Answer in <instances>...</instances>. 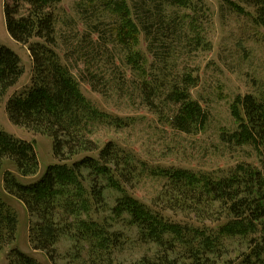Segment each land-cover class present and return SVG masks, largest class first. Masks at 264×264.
Returning <instances> with one entry per match:
<instances>
[{"label": "trees", "instance_id": "16d2710c", "mask_svg": "<svg viewBox=\"0 0 264 264\" xmlns=\"http://www.w3.org/2000/svg\"><path fill=\"white\" fill-rule=\"evenodd\" d=\"M227 1L240 13H245L242 4L251 8L264 30V0ZM189 2L85 0L72 15L60 0L4 3L6 30L31 60L28 83L7 97L6 114L13 125L48 135L56 162L37 182H21L38 172L34 145L0 129L1 183L28 213L32 249L44 252L51 264H58L56 245L62 238L71 242L63 255L67 264H112L132 228L136 242L155 247L132 264H264V99L237 94L230 106L236 129L220 135L227 145L252 146L259 166L242 162L217 173L149 168L115 140L95 137L99 127L120 130L132 120L106 114L87 100L61 52L78 39L91 43L88 51L100 43L105 51L100 62L119 61L136 78L135 91L150 112L161 118L172 109L167 122L195 134L208 122L192 97L198 72L187 65L177 68L170 50L183 31L177 11ZM79 25L83 29L76 30ZM99 59L92 53L88 62ZM23 72L19 56L0 45V103ZM91 76L93 84L99 75ZM115 81L117 89L126 88ZM144 175L164 180L149 204L130 192ZM2 195L0 250L14 242L17 229L16 215ZM6 264L40 263L11 249Z\"/></svg>", "mask_w": 264, "mask_h": 264}, {"label": "rangeland", "instance_id": "374dc122", "mask_svg": "<svg viewBox=\"0 0 264 264\" xmlns=\"http://www.w3.org/2000/svg\"><path fill=\"white\" fill-rule=\"evenodd\" d=\"M82 1L85 0H60V6L72 15L75 6ZM6 2L8 0H0V45L19 56L24 72L18 84L9 89L1 100L0 129L33 143L39 160L38 172L31 178L19 180L34 183L43 177L56 159L52 151V140L48 135L36 134L24 127L15 126L6 114L5 100L14 90L28 83L31 72L27 48L15 42L6 30L3 12ZM241 6L245 13H240L227 0H190L187 8L182 7L177 11L183 19V31L179 40L177 38L170 48L174 53L171 59H175L177 68L187 65L197 70L199 84L192 90V97L208 114L205 129L195 134L181 133L167 122L172 109L166 108L165 116L161 118L150 112L135 91L136 78L126 72L119 61L100 62L105 52L100 43L95 44L93 51L87 50L91 48V43L82 39L74 40L66 48H62L61 52L66 55L71 72L80 82L83 96L106 114L132 120L130 126L120 130L99 127L95 137L101 141L115 140L149 168L180 167L195 172L217 173L242 162L259 166V156L252 146H231L220 138L222 133L236 129L237 122L231 114L230 106L237 94H252L264 99V30L254 21L252 9L243 4ZM77 29L83 28L79 25ZM92 38L95 42V37ZM197 40L200 45L193 44ZM141 49L145 51L143 42ZM92 53L97 55V59L101 58L100 64L92 60L88 62ZM96 73L99 78L91 84V75ZM113 79L126 88L117 89ZM124 82L127 86L122 85ZM4 167L16 173L12 164L5 163ZM163 182L161 177L144 175L130 192L149 204L162 188ZM0 191L17 218L15 240L0 250V264H6L7 254L11 249L33 257L40 264H51L44 252L32 249L28 239V213L19 200L4 192L1 176ZM127 235L129 240L122 250L115 253L112 264H132L142 255L154 252V245L136 242L134 228ZM70 245L68 238H62L56 245L60 253L58 264H67L63 255ZM105 263L108 264V261Z\"/></svg>", "mask_w": 264, "mask_h": 264}]
</instances>
